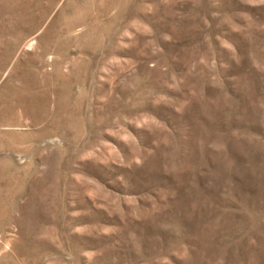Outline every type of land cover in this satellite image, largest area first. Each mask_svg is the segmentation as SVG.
I'll list each match as a JSON object with an SVG mask.
<instances>
[{
	"label": "rangeland",
	"instance_id": "rangeland-1",
	"mask_svg": "<svg viewBox=\"0 0 264 264\" xmlns=\"http://www.w3.org/2000/svg\"><path fill=\"white\" fill-rule=\"evenodd\" d=\"M0 264H264V0H0Z\"/></svg>",
	"mask_w": 264,
	"mask_h": 264
},
{
	"label": "bare ground",
	"instance_id": "bare-ground-1",
	"mask_svg": "<svg viewBox=\"0 0 264 264\" xmlns=\"http://www.w3.org/2000/svg\"><path fill=\"white\" fill-rule=\"evenodd\" d=\"M0 223H1V225L6 224V219H1V220H0Z\"/></svg>",
	"mask_w": 264,
	"mask_h": 264
}]
</instances>
